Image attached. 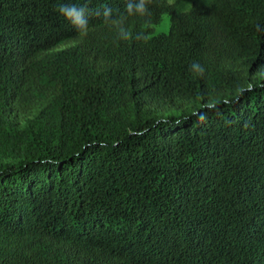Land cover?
<instances>
[{
	"label": "trees",
	"instance_id": "16d2710c",
	"mask_svg": "<svg viewBox=\"0 0 264 264\" xmlns=\"http://www.w3.org/2000/svg\"><path fill=\"white\" fill-rule=\"evenodd\" d=\"M128 2L0 0V264H264V0Z\"/></svg>",
	"mask_w": 264,
	"mask_h": 264
},
{
	"label": "clouds",
	"instance_id": "9594fccd",
	"mask_svg": "<svg viewBox=\"0 0 264 264\" xmlns=\"http://www.w3.org/2000/svg\"><path fill=\"white\" fill-rule=\"evenodd\" d=\"M152 0H136L135 3L129 2L126 4L127 16H139V17H150L151 10L149 5ZM60 15H62L67 21H69L75 29L82 36H87L89 32L88 14L89 10L84 6H78L76 4H61L58 7ZM101 15L103 16V22L106 25H111L117 29L118 37L121 40H130L133 38V33L124 27L126 17L121 15L113 17V10L110 8H104ZM137 39H143L142 35H137ZM191 69L199 75H203L204 68L198 63L193 62Z\"/></svg>",
	"mask_w": 264,
	"mask_h": 264
},
{
	"label": "rangeland",
	"instance_id": "374dc122",
	"mask_svg": "<svg viewBox=\"0 0 264 264\" xmlns=\"http://www.w3.org/2000/svg\"><path fill=\"white\" fill-rule=\"evenodd\" d=\"M169 3L176 4L179 8L183 10H190L195 4L199 5H210L213 0H167ZM171 26V20L169 15H165L161 24L155 26V32H168ZM43 109V106H40L38 109L34 110L31 113L25 114L24 116H17L15 120L22 127L27 126L35 119L38 114ZM182 111H174L173 113H178ZM168 112L167 114H171Z\"/></svg>",
	"mask_w": 264,
	"mask_h": 264
}]
</instances>
